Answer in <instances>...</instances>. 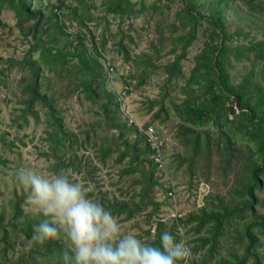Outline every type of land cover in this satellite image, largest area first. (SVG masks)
I'll list each match as a JSON object with an SVG mask.
<instances>
[{"label":"rangeland","instance_id":"374dc122","mask_svg":"<svg viewBox=\"0 0 264 264\" xmlns=\"http://www.w3.org/2000/svg\"><path fill=\"white\" fill-rule=\"evenodd\" d=\"M61 1L67 7H63V13L55 11ZM195 1L207 12V2L212 0ZM31 2L33 9L42 10L45 20L53 17L49 26L42 21L38 40L41 39L42 44L51 47L54 52L62 51L66 60L74 50L67 44L70 39L60 35L54 12L62 17L68 35L74 37L84 34L94 39L107 76L105 88L118 97L120 107L119 113L115 115L125 128L117 129L111 125L115 107L108 115L110 118L103 113L100 106L112 98L107 92L101 90L99 103L88 99L86 90L80 86L84 75L80 74L77 61L71 59L67 60L70 63L67 68L69 71L63 72L62 77L44 72L43 89L48 86L57 93V110L62 114L66 128L76 135L77 141L68 137L67 153L63 155L61 147L50 143L49 135L45 133V112H41L39 106H36L34 113L39 115L40 121L30 117L29 126L18 127L23 122L26 102L22 88L28 84L31 75L29 67L22 64L28 57L33 38L18 27L17 13L5 7L0 12V130L8 132L6 141H14V144L13 147L7 143L0 145H6L10 151L6 153L10 158L9 164L0 171V253L15 260L27 255L33 244L22 233L20 222L15 221L18 209L33 214V209L26 203L27 192L17 180L18 172L32 169L51 177L58 171L57 165L63 159L65 165H61L60 170L84 185L90 195L117 217L122 233L155 244L159 232L167 230L177 234L190 248L189 264L219 262L218 257L201 262V257L209 247L196 252L199 244L195 241L208 236V228L205 227L200 235H196L195 231L191 232L196 223L189 222V217L200 216V211L204 209L212 210L219 198L230 202L235 199V190L240 189L246 180L245 164L250 161L249 156L254 158L255 148L237 136L236 156L232 163L226 162L224 156L218 154L213 141L217 135L213 130L210 151H202L195 158L192 141L196 133L191 130L201 129L180 117L177 104L185 100L182 88L190 77L195 57L204 47L203 30L182 63L185 77L169 83L165 66L181 53L177 51L173 54L172 40L190 30L187 28L182 32L178 26L174 27L179 24L176 14L182 7L181 0H133L140 2L139 8L143 10L138 20L123 19L106 12L104 0ZM249 2L235 0L229 10L230 31H243L242 37L235 39V44L248 47L251 43L264 41V11ZM69 6L72 9L78 8L79 18H76L74 12L69 13ZM32 59L40 60V53L34 52ZM110 68L114 70L113 73L109 72ZM250 70L247 61L235 62L231 69L235 82H240ZM149 126H154L166 144L165 171L154 173L156 183L150 191V197L156 205L144 206L140 191L145 185L143 169H149V165H141L144 155L132 165L129 162L131 146L135 142L140 143L139 148L144 145L139 128L148 129ZM237 133L236 130L233 132ZM125 141L131 145L126 146ZM203 141L205 143V138ZM73 153L78 157H74ZM44 154L47 156L44 157ZM261 180L263 187L255 191L259 199L255 209L259 216L264 217V175ZM173 183L176 198L172 202L169 192ZM177 208L183 215L180 220L176 218ZM125 211L133 213L125 215ZM237 230L236 227L225 232L220 239L221 258L228 257L232 248H237L241 255L244 253L242 244L236 247ZM254 231L258 234L257 229ZM61 240L70 248L66 237L63 236ZM259 241V252L264 263V231L259 235Z\"/></svg>","mask_w":264,"mask_h":264},{"label":"trees","instance_id":"16d2710c","mask_svg":"<svg viewBox=\"0 0 264 264\" xmlns=\"http://www.w3.org/2000/svg\"><path fill=\"white\" fill-rule=\"evenodd\" d=\"M84 1L82 0V2ZM181 1L182 7L176 14L179 24L174 25V27L178 26L182 32L187 28L190 30L187 34H182L177 39L172 40L173 54H176L177 51L181 53L173 62L165 66V70L169 77V83L185 77L182 63L187 58L189 49L198 39L201 30H203L204 47L200 54L195 57L190 77L182 88L185 100L177 104L180 117L201 129L191 130V132L196 133L192 141L195 158L202 151H210L213 141H215L218 154L224 156L226 162L232 163V159L236 156L235 152L238 151L237 136L255 148L254 158L249 156L250 161L245 164L246 180L240 189L235 190V199L230 202L219 198L216 200V204L212 206V210L204 209L200 211V216L189 217V222L196 223L191 231H195L196 235H200L205 227L208 228L206 233L208 236L195 241L199 244L196 246V252L209 247L206 254L201 257V262L209 259L215 260L218 257L220 260L216 264H264L263 257L259 252L261 247L259 235L263 234L264 231V217L259 216L255 209V205L259 202L255 196V191L257 188L263 187L261 177L264 175V41L251 43L249 47L235 44V39L242 37L243 34L241 29H238L236 33L230 31L229 10L235 0L208 1L207 12H204L203 7L200 8L195 0ZM249 3H255L261 11H264V0H250ZM104 5L106 12L123 19L138 20L143 13L142 8H139L140 2H133V0H104ZM142 5L145 6L144 3ZM5 7H9L17 13L18 27L22 31H27V36L30 35L33 38V45L27 54L28 57L22 64V66L29 67L31 75L28 84L22 88L23 93L26 94V102L23 109V122L18 127L29 126L30 117L35 121H40L39 115L34 113L36 106H39L41 112H45L43 116L45 117V127H47L45 133L49 135L50 143H55L61 147L60 151L63 152V155L67 153L68 149L66 146L67 138L71 136L77 141L76 135L66 128L64 118L57 110V93L48 86L43 89L44 72L47 71L57 75V77H62L63 72L69 71L67 68L70 63L67 60L71 59L77 61L80 74L84 75L80 86L86 90L88 99L93 103H99L101 90L107 92L112 98H108V102L100 107L107 116L115 107L111 117L113 120L111 125L117 129L125 128V125H121L119 120L117 121L115 115L119 113L120 101L114 92L111 93L105 88L107 76L104 73L101 55L94 39L84 34H77L74 37L68 35L62 24V17L57 14L58 12H54L53 16L57 21L60 35L71 40L67 44L74 50V53L69 55V59L66 60L62 51L54 52L51 47L42 44L41 39L38 40V33L43 26L41 25L42 21L49 26L53 17L45 20L42 10L32 8L31 0H0V12ZM57 7L55 11H62L67 8L64 7L63 1ZM68 9L70 14L74 12L76 18H79L77 16L78 8L72 9L69 6ZM34 52L40 53V60L32 59ZM242 61H247L251 70L245 74L240 82H235L231 69L235 62ZM11 63L19 64L16 61H11ZM63 67L64 70L62 71ZM235 103H237L236 106ZM213 130L216 131L217 137L211 142ZM235 130L238 132L237 134H233ZM135 132H138L137 129ZM139 134L143 137L144 145L143 148H139L138 144L140 143L135 142L131 146L132 155H130L129 164L132 165L135 160H139L144 155L141 165L147 163L149 169H143L145 185L141 188L140 198L144 206L156 205L150 197V191L156 183L154 173H158L159 169L152 148L149 147L151 146L150 142H147L145 134L140 132ZM7 135H9L8 132L0 130V145L7 143L13 147L14 141H6ZM203 138H205V143H203ZM124 144L126 146L131 145L127 141ZM7 152L10 151L6 145L0 147V171L9 164L10 158L6 155ZM107 153L105 150V154ZM45 156L47 154H44ZM73 156L78 157L75 153ZM59 163L57 165L58 171L61 165H65L63 159ZM143 194L147 197H144ZM131 213L133 212L125 211L123 214ZM40 219H44V217H36L33 214H26L20 209L17 210L15 221L20 222L22 233L33 244L27 255L15 260L8 259L3 252L0 253V264H51V262L73 264L74 258L71 252H69L67 261L62 259V249L68 248L61 239L43 244L33 239L32 226ZM236 227L238 228L236 247L242 244L244 253L241 255L237 248H232L228 257L221 258L220 239L225 232ZM255 229L258 230V234L254 231ZM63 236L62 234L61 238ZM156 243H158V239ZM193 264L197 263L194 262Z\"/></svg>","mask_w":264,"mask_h":264},{"label":"clouds","instance_id":"9594fccd","mask_svg":"<svg viewBox=\"0 0 264 264\" xmlns=\"http://www.w3.org/2000/svg\"><path fill=\"white\" fill-rule=\"evenodd\" d=\"M17 180L33 215L44 217L33 224V239L43 244L63 234L70 244L61 251L65 261L71 252L73 264H189L191 250L177 234L161 231L150 244L122 233L117 217L64 170L49 177L24 169Z\"/></svg>","mask_w":264,"mask_h":264},{"label":"built area","instance_id":"2783aa9c","mask_svg":"<svg viewBox=\"0 0 264 264\" xmlns=\"http://www.w3.org/2000/svg\"><path fill=\"white\" fill-rule=\"evenodd\" d=\"M113 69L110 68L109 72L113 73ZM140 132L145 134L147 137V142H150L153 155H155L154 159L156 164L158 165L159 171H165V157L164 152L166 151V144L165 142L159 137L158 132L154 128V126H149L148 129L139 128ZM172 190L169 192V199L173 202L176 198L175 193V184L170 186ZM177 219H182L183 215L180 213V211L177 208Z\"/></svg>","mask_w":264,"mask_h":264}]
</instances>
